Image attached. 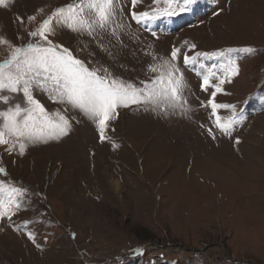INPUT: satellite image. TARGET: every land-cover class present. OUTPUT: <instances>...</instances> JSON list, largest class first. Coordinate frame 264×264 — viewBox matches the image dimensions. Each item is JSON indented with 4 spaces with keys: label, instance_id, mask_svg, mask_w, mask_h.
Segmentation results:
<instances>
[{
    "label": "rangeland",
    "instance_id": "374dc122",
    "mask_svg": "<svg viewBox=\"0 0 264 264\" xmlns=\"http://www.w3.org/2000/svg\"><path fill=\"white\" fill-rule=\"evenodd\" d=\"M77 3L0 6L7 41L0 60L10 45L37 42L30 32L57 8ZM113 7L106 29L78 33L54 18L48 39L98 75L136 88L158 77L151 67L178 49L179 105L120 106L101 141L92 120L36 91L72 127L58 139L26 144L23 154L18 143L0 145V182L25 190L11 219L0 218V264H264V0H198L172 17L164 15V0H114ZM134 12L155 15L137 23ZM173 18L188 23L172 32ZM184 54L195 61L186 65ZM230 60L239 69L233 76L225 75ZM209 99L235 106L228 133L215 127ZM17 101L22 95L9 104ZM232 112L217 109L221 122Z\"/></svg>",
    "mask_w": 264,
    "mask_h": 264
},
{
    "label": "snow or ice",
    "instance_id": "6c2138e0",
    "mask_svg": "<svg viewBox=\"0 0 264 264\" xmlns=\"http://www.w3.org/2000/svg\"><path fill=\"white\" fill-rule=\"evenodd\" d=\"M11 0H0V6L7 7ZM167 8L164 15L172 17L193 10L198 0H164ZM135 5L136 0H132ZM114 0H79V3L69 4L57 8L51 16L44 19L36 31L30 36L39 40L28 42L22 46H11L8 58L0 60V104L8 105L0 108V145L15 146L19 144L23 154L26 144L46 142L48 139H58L67 135L72 125L66 112H49L35 98L36 91L46 92L54 102L64 104L73 111H79L83 116L92 120L103 141L104 130L108 121L115 118L116 109L129 104H151L157 107L175 108L181 100L183 77L177 76L179 69L173 63L179 50L173 48L171 60H163L162 64L152 66L151 71L159 72V76L142 88H136L131 83H124L117 79L109 80L108 75H98L97 69H89L84 62L74 57L72 52L61 45H55L48 39V34L54 33L55 24L66 26L74 32H87L93 35L96 30L106 29L114 14ZM94 17L93 18V15ZM155 13H132L137 23L153 18ZM31 19V18H29ZM155 35V33H153ZM0 38V43H6ZM195 48V45H192ZM250 51V49H242ZM229 51H232L231 49ZM205 55L197 53V56ZM195 56L184 54L183 60L187 65L194 62ZM235 60L225 65V75L238 74ZM221 79L215 85L212 97L222 91ZM208 77L205 76L201 89L207 90ZM7 93L8 95H5ZM17 95H22L23 102L17 101L14 105L9 102ZM215 117V127L223 133H228L235 122L237 112L235 106L217 104L208 100ZM233 109L232 116L221 122L217 109ZM211 131V130H210ZM239 143V140H237ZM11 150V147H10ZM5 170L0 168V173ZM24 189L19 187L5 188L0 182V218L11 219L12 214L20 208L19 199L24 195ZM27 223V221H25ZM32 238V235H29Z\"/></svg>",
    "mask_w": 264,
    "mask_h": 264
},
{
    "label": "bare ground",
    "instance_id": "6f19581e",
    "mask_svg": "<svg viewBox=\"0 0 264 264\" xmlns=\"http://www.w3.org/2000/svg\"><path fill=\"white\" fill-rule=\"evenodd\" d=\"M118 188H119L118 185L115 184V190H116V191L118 190Z\"/></svg>",
    "mask_w": 264,
    "mask_h": 264
}]
</instances>
